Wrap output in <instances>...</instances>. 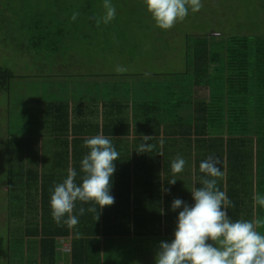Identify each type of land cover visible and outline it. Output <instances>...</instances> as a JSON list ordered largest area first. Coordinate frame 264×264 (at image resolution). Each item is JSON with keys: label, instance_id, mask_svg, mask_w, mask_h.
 I'll list each match as a JSON object with an SVG mask.
<instances>
[{"label": "trees", "instance_id": "1", "mask_svg": "<svg viewBox=\"0 0 264 264\" xmlns=\"http://www.w3.org/2000/svg\"><path fill=\"white\" fill-rule=\"evenodd\" d=\"M13 1V5L12 0L0 4V31L7 28L9 34L14 31V36H30V49L36 46L35 39L50 40L52 20H44L47 12L43 14L35 8L38 0ZM60 21L55 25V33L52 31V40L57 42L56 54L62 41L58 30L60 24L66 23ZM193 41L178 59L176 55L171 57L172 68L167 72L143 73L147 83L141 79L139 84L144 85L140 91L144 96H138H143L144 101L134 112L130 107V83L117 78H122L123 73L109 70L101 88V113L94 112L91 99L85 105L80 102L84 106L78 107L75 99L71 106L64 91L53 95L45 112L51 134L50 163L44 171L41 165L37 166L39 172H29L24 180L26 189L20 191L22 204L12 213L20 222L14 231L8 232L7 239L0 236L2 264H12L15 254L11 248L17 246L20 248H16V253L22 255V260L14 263L58 264L61 257L57 242L61 238L71 242L69 264H102L103 254L111 251L109 243L117 248L123 245L119 252L111 253L112 261L116 258L117 264H137L134 250L128 244L124 246L125 242H170L182 210L172 211V201L179 198L189 205L193 203L190 190L201 186L205 174L200 171V164L210 157L222 172L217 187L234 204L226 209L229 218L264 221V207L253 202L257 193L264 195V37L227 36L216 43L205 38ZM54 53L47 55L55 70L51 77L68 78L60 85L72 83L74 80L69 79L78 74H67L59 67H83L82 63L75 56L68 59L60 52L54 57ZM85 60L83 64L90 71L83 79L94 77L100 71L99 62L94 57ZM13 77L9 70L0 67V89H6ZM161 89L166 99L160 104L157 98ZM86 90L88 94L92 90L93 96L94 89ZM141 128L143 134L137 133ZM97 134L111 138L120 153L114 161L116 171L110 189L115 203L100 213L96 205V213L86 211L79 216L81 207L94 205L77 201L74 214L79 216V224L74 229L57 226L51 217L52 190L66 179L70 168L75 169L76 183L80 184L84 175L81 160L89 151L83 146L84 139ZM143 136L151 138L144 141ZM142 143H147L150 150L138 153L136 146ZM178 155L186 164L182 172L174 175L171 163ZM142 160L148 162L146 170L137 166ZM142 172L148 177L145 186H140ZM173 179L176 183L170 184ZM10 203L8 200V211L13 208ZM257 231L264 235V225ZM157 250L158 246L149 251L140 249V253L152 256L153 262L149 264H155ZM122 251L127 256L120 254Z\"/></svg>", "mask_w": 264, "mask_h": 264}, {"label": "rangeland", "instance_id": "2", "mask_svg": "<svg viewBox=\"0 0 264 264\" xmlns=\"http://www.w3.org/2000/svg\"><path fill=\"white\" fill-rule=\"evenodd\" d=\"M111 3L116 8V16L105 24L102 20L104 0H38L34 7L43 14L47 12L44 20H52L51 37L41 42L35 39L36 46L32 49L27 47L30 36H14V31L9 34L7 28L0 31V67L14 76L6 89H0V236L5 239L18 224V218H13L12 213L22 204L20 191L26 189L27 174L37 169L39 172L37 166L40 165L44 171L50 163L51 134L45 112L53 95L63 91L64 85L59 86L61 82L68 79L51 77L55 70L47 56L54 53L57 42L52 40L53 33L60 20L66 23L60 24L58 30L62 36L57 45L58 54L68 59L75 56L82 68H86L83 64L86 58L94 57L99 62L101 74H106L107 70L116 74L138 73L134 79L139 81L145 76L142 71L167 72L172 68L169 66L171 57L176 55L178 59L197 38L216 43L227 36L264 37V0H201L203 7L199 11L189 9L186 18L168 30L156 26L143 0H111ZM75 12L79 15L72 20ZM118 66L124 70L117 71ZM79 76L69 79L74 80L73 85L69 83L71 88H76L73 92L77 94L83 89L77 79ZM85 80L89 89H93L95 83L107 78L103 75ZM8 200L10 205L13 203L9 211ZM145 242L142 250H154L159 246L154 239ZM16 248H11L15 254L12 264L22 260ZM140 257L136 256L137 263L153 260L148 255L139 262Z\"/></svg>", "mask_w": 264, "mask_h": 264}, {"label": "clouds", "instance_id": "3", "mask_svg": "<svg viewBox=\"0 0 264 264\" xmlns=\"http://www.w3.org/2000/svg\"><path fill=\"white\" fill-rule=\"evenodd\" d=\"M157 27L168 30L176 22L183 20L189 13L199 11L201 0H143ZM105 14L103 23L107 24L116 16V8L111 0H104ZM79 15L73 13L71 19ZM99 24V21H98ZM117 71L124 69L119 66ZM150 136H143L144 141ZM83 146L89 151L81 160L83 176L76 183L75 169H69L66 179L55 185L50 197L51 217L57 226L66 225L74 229L79 224V216L85 212L99 213L105 207L114 205L115 198L110 194L112 177L116 171L114 161L119 159L111 138L97 134L84 139ZM150 150L147 143L139 146L138 153ZM186 161L177 156L171 163L173 174L184 170ZM200 171L205 174L200 187L190 190L193 203L189 205L182 199L172 201L171 210L179 211L174 230V238L161 241L155 255V264H264V235L257 231L264 221H232L227 207L234 204L226 193L217 187V178L222 172L208 158L201 162ZM172 180L170 184H175ZM169 192L170 189H163ZM77 201L91 203L87 209L81 207L79 216L74 214ZM254 205L264 207V195L257 193L253 197ZM99 213L96 220L99 219ZM79 235V233H77ZM211 241V243L209 242Z\"/></svg>", "mask_w": 264, "mask_h": 264}, {"label": "crops", "instance_id": "4", "mask_svg": "<svg viewBox=\"0 0 264 264\" xmlns=\"http://www.w3.org/2000/svg\"><path fill=\"white\" fill-rule=\"evenodd\" d=\"M68 66H69V64H67L66 66L59 67V68L61 70H63L65 73H67V74H78V75H81V76H84V74H86L88 71H90L89 69L82 68L80 66H75L73 68H68ZM142 72L143 73H147V71H142ZM103 75L104 74H101V71H99V72H97V74L94 77H99V76H103ZM134 77L135 76L132 73H123V77L121 78L124 81L129 82L130 85H131L128 92L131 93V96H133V97L130 96L131 99L133 98L130 101L131 102L130 103V107H131V110L133 112L144 101V99H143V96L144 95L140 91V90H142V87H143L144 83L141 82L139 84V82L143 80V81H145V83H147V80H146V77L147 76H144V79H142L140 81L137 80V78L134 79ZM79 80L81 82L80 83V87L83 88V89H81V91L78 94L75 93V92H73L76 88H71L72 86L70 85V83L63 84L64 85L63 86L64 88H62V90L64 91V93L68 97V99H69V101L71 103V106H73L75 104V103L72 102V100H74V99H75L76 104H77L78 107L84 106L85 105V102H87L88 99H91L92 100L91 102L93 104L94 112L96 113L98 111V112L101 113V108H102L103 100L101 99L100 94H102L101 88L103 87V85H104L105 82L102 81V82L95 83V86L93 88L94 89L93 96H91L92 94L91 93L88 94V91L86 90L87 87L89 88L88 82L85 83V81H86L85 78L84 79L79 78ZM109 80H111V79H109ZM134 82H137V83H134ZM161 90H160L161 93L158 95L159 97L157 98L158 101H160V104L162 103L161 102L162 100H165L166 99L165 93H164L163 89H161ZM139 94H142L143 96L142 97H139L138 96ZM80 102L84 103V105L82 103H80ZM143 129L144 128H141V129L137 130V133L143 134V132H144ZM132 136H133V134L131 135V137ZM136 147L139 149V145H137ZM147 164H148V162H145V161L142 160L141 162H138V165L137 166L140 167L141 170H146L147 167H148ZM147 178L148 177H146V175H144V173L142 172V174H141V180H142V182L140 183V186H145L147 184V182H146V179ZM137 180H138V177H137ZM127 244L130 246V249H133L134 250V252H135L134 254H136L134 256H138V255L141 256L140 257L141 261L143 259H145L144 255H142L143 253H140L139 252V250L141 249L142 245H146L147 244V242H145V240H133V241H130L129 240V241L125 242L124 246L127 245ZM57 246H58V249L60 250V257H61V260L58 262V264H69V261H68L69 260L68 252L70 251V248H71L70 239H64V238L59 239L58 242H57ZM122 247H123V245H122ZM122 247H120V248L118 247L117 248L113 244L109 243L108 244V248L111 251H109V253L106 254V255L103 254V256L101 257L102 264H117L116 258H115L114 261H112L111 253H113V254L115 253L116 254V252L117 251L119 252ZM122 253H123V256L126 255L124 253V251L120 252V254H122ZM126 259H127V257H126ZM126 261H128V260H125L124 262H126ZM150 262H153V261L152 260H149L146 264H149ZM123 264H130V263L127 262V263H123ZM137 264H139V263H137ZM140 264H143V263H140Z\"/></svg>", "mask_w": 264, "mask_h": 264}]
</instances>
